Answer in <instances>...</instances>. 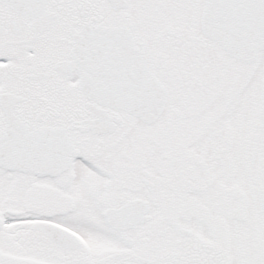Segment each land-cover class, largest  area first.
<instances>
[{
  "label": "snow or ice",
  "instance_id": "1",
  "mask_svg": "<svg viewBox=\"0 0 264 264\" xmlns=\"http://www.w3.org/2000/svg\"><path fill=\"white\" fill-rule=\"evenodd\" d=\"M0 264H264V0H0Z\"/></svg>",
  "mask_w": 264,
  "mask_h": 264
}]
</instances>
